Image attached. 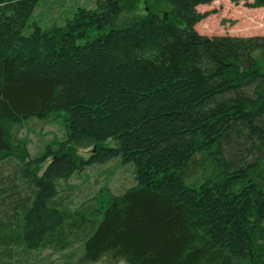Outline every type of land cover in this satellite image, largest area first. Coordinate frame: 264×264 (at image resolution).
<instances>
[{
	"label": "trees",
	"instance_id": "trees-1",
	"mask_svg": "<svg viewBox=\"0 0 264 264\" xmlns=\"http://www.w3.org/2000/svg\"><path fill=\"white\" fill-rule=\"evenodd\" d=\"M214 1L95 0L24 36L39 0H0V264L74 241L88 263L264 264V37L198 34ZM61 112L31 158L21 133ZM117 158L134 185L71 211L60 184Z\"/></svg>",
	"mask_w": 264,
	"mask_h": 264
},
{
	"label": "rangeland",
	"instance_id": "rangeland-1",
	"mask_svg": "<svg viewBox=\"0 0 264 264\" xmlns=\"http://www.w3.org/2000/svg\"><path fill=\"white\" fill-rule=\"evenodd\" d=\"M252 2L253 0L239 3L215 0L209 5L199 6L196 11L203 15V18L194 26V30L209 38L252 39L264 37V8H250L249 5ZM79 8L94 9L95 0H39L23 35L28 36L32 32L33 24L39 26L43 31H48L54 26L63 27L73 18ZM144 10L147 11V8L140 5L135 14L143 15ZM92 38L93 36L89 40ZM253 56L257 58V61L264 64L263 53L256 51ZM65 118L66 113L61 112L56 119L46 123L47 125L31 123L28 132L26 134L25 131L21 133L29 140L28 151L31 158L37 157L40 152L45 153L48 148H55L58 143H62L66 139ZM102 147L115 148V143L109 139L102 144ZM76 152L84 160H87L91 155V148L77 149ZM48 162L46 161L41 165L40 174ZM133 185L132 165H125L117 158L104 165L89 166L83 172L61 183L60 196L67 197L66 206L73 211L82 204H87L90 201L92 203L94 197H105L107 194L118 195ZM15 252V258L11 259V264H20V260L22 264H106L105 262H84L79 241H74L70 248L61 251L47 249L40 253H30L25 256H21L18 249Z\"/></svg>",
	"mask_w": 264,
	"mask_h": 264
}]
</instances>
